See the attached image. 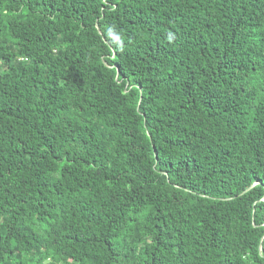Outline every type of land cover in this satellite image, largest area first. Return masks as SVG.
Returning a JSON list of instances; mask_svg holds the SVG:
<instances>
[{"label":"trees","instance_id":"1","mask_svg":"<svg viewBox=\"0 0 264 264\" xmlns=\"http://www.w3.org/2000/svg\"><path fill=\"white\" fill-rule=\"evenodd\" d=\"M0 264H264V0H0Z\"/></svg>","mask_w":264,"mask_h":264}]
</instances>
